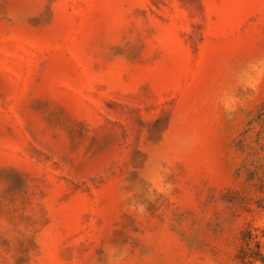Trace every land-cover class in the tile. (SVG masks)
Here are the masks:
<instances>
[{
  "label": "rangeland",
  "instance_id": "rangeland-1",
  "mask_svg": "<svg viewBox=\"0 0 264 264\" xmlns=\"http://www.w3.org/2000/svg\"><path fill=\"white\" fill-rule=\"evenodd\" d=\"M0 264H264V0H0Z\"/></svg>",
  "mask_w": 264,
  "mask_h": 264
}]
</instances>
